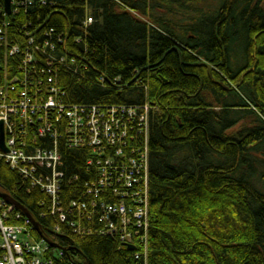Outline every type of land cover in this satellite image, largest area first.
I'll list each match as a JSON object with an SVG mask.
<instances>
[{"label":"trees","instance_id":"1","mask_svg":"<svg viewBox=\"0 0 264 264\" xmlns=\"http://www.w3.org/2000/svg\"><path fill=\"white\" fill-rule=\"evenodd\" d=\"M10 18L62 36L76 62L40 64L65 102L151 105L147 260L65 225L60 246L85 264H264V0H35ZM61 150L63 207L90 202V148ZM0 186L51 233L50 198L3 160Z\"/></svg>","mask_w":264,"mask_h":264},{"label":"built area","instance_id":"2","mask_svg":"<svg viewBox=\"0 0 264 264\" xmlns=\"http://www.w3.org/2000/svg\"><path fill=\"white\" fill-rule=\"evenodd\" d=\"M34 1L11 0L10 13L5 0L0 5V160L50 198L39 203L48 205V212L40 217L50 213L58 215V220L51 227L52 234L44 231L14 195L0 186V264H85L71 248L60 246L57 237L65 235L64 225L80 236L118 237L136 246L137 258L147 260L151 105L65 102V89L56 84L51 68L40 64L45 58L51 61L47 66L76 62L58 55L62 36L55 38L54 32L45 30L40 38L42 27L15 24L10 18L27 13ZM93 21L88 16L84 23ZM62 146L90 148L87 166L95 175L85 184L90 202L72 200L63 207L61 193L67 175ZM107 194L112 201L101 197Z\"/></svg>","mask_w":264,"mask_h":264},{"label":"water","instance_id":"3","mask_svg":"<svg viewBox=\"0 0 264 264\" xmlns=\"http://www.w3.org/2000/svg\"><path fill=\"white\" fill-rule=\"evenodd\" d=\"M5 8H6V11H7L8 13L11 12V0H5ZM69 35H70V33H68V37H69ZM174 49L177 50L178 52H180V50H179L177 47H175ZM146 68H147V67H146ZM2 145H4L3 137H2ZM10 200H11V199H10ZM11 201L15 203V201H13V200H11ZM17 204H18V203H17ZM18 205H19V204H18ZM19 206H21V205H19ZM25 210H26V209H25ZM128 248H129L130 250H134V249L136 248V246L133 245V244H128Z\"/></svg>","mask_w":264,"mask_h":264},{"label":"rangeland","instance_id":"4","mask_svg":"<svg viewBox=\"0 0 264 264\" xmlns=\"http://www.w3.org/2000/svg\"><path fill=\"white\" fill-rule=\"evenodd\" d=\"M237 127H239V125Z\"/></svg>","mask_w":264,"mask_h":264}]
</instances>
